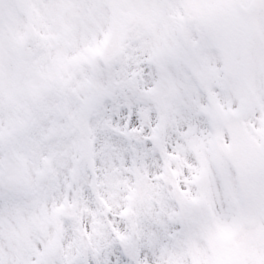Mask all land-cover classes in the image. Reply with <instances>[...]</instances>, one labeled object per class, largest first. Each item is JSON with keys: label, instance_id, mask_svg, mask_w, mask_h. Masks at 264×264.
Instances as JSON below:
<instances>
[{"label": "snow or ice", "instance_id": "obj_1", "mask_svg": "<svg viewBox=\"0 0 264 264\" xmlns=\"http://www.w3.org/2000/svg\"><path fill=\"white\" fill-rule=\"evenodd\" d=\"M0 264H264V0H0Z\"/></svg>", "mask_w": 264, "mask_h": 264}]
</instances>
